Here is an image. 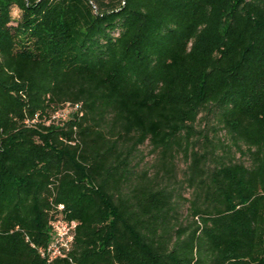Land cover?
Wrapping results in <instances>:
<instances>
[{
  "label": "trees",
  "instance_id": "trees-1",
  "mask_svg": "<svg viewBox=\"0 0 264 264\" xmlns=\"http://www.w3.org/2000/svg\"><path fill=\"white\" fill-rule=\"evenodd\" d=\"M0 264H264V0H0Z\"/></svg>",
  "mask_w": 264,
  "mask_h": 264
},
{
  "label": "rangeland",
  "instance_id": "rangeland-1",
  "mask_svg": "<svg viewBox=\"0 0 264 264\" xmlns=\"http://www.w3.org/2000/svg\"><path fill=\"white\" fill-rule=\"evenodd\" d=\"M12 17L15 18V20L19 17V12L15 8L12 9ZM72 110L73 108L67 105L59 113V115H57L58 117L56 118L63 120ZM194 129L195 133L192 139V145L200 153L203 150L207 149V147L209 146L205 143L204 138L212 141V145L209 147L210 149L218 148L220 143H224L226 145L231 144V139L229 138V136L224 130H221V128H219V126L216 124L215 118L211 115L205 116L203 113H201L197 118ZM242 150L245 151L244 146L242 147ZM217 152L219 153L220 151L217 150ZM231 156H235L236 160L248 164L247 157L240 155V153L236 151L235 147L232 148ZM158 157V153L154 152L148 143H145L140 147L139 152L136 156L135 161L139 163L137 170H148L149 175H153L154 172L158 169ZM188 164L189 160L187 161L183 153L177 152L175 156L174 166L175 184H177V189H175V191L181 198L180 203L182 205L181 214L183 217V221L186 220L188 213L187 208L189 205L187 200L191 198V188L187 187L186 185ZM186 223L187 221H185L183 224L186 225Z\"/></svg>",
  "mask_w": 264,
  "mask_h": 264
},
{
  "label": "built area",
  "instance_id": "built-area-1",
  "mask_svg": "<svg viewBox=\"0 0 264 264\" xmlns=\"http://www.w3.org/2000/svg\"><path fill=\"white\" fill-rule=\"evenodd\" d=\"M62 111V110H61ZM57 112L54 117H58ZM77 222L64 219H55L51 223L50 240L47 246L40 251L48 261L56 257H64L69 252L73 242Z\"/></svg>",
  "mask_w": 264,
  "mask_h": 264
}]
</instances>
